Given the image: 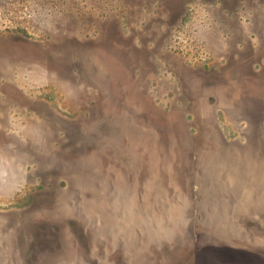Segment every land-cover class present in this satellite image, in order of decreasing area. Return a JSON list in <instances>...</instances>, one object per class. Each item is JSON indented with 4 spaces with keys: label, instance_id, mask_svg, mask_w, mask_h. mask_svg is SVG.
<instances>
[{
    "label": "rangeland",
    "instance_id": "rangeland-1",
    "mask_svg": "<svg viewBox=\"0 0 264 264\" xmlns=\"http://www.w3.org/2000/svg\"><path fill=\"white\" fill-rule=\"evenodd\" d=\"M0 264H264V0H0Z\"/></svg>",
    "mask_w": 264,
    "mask_h": 264
}]
</instances>
